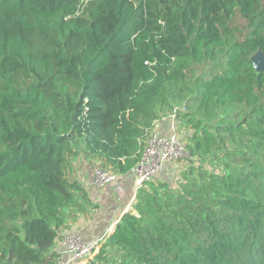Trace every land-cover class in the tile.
I'll list each match as a JSON object with an SVG mask.
<instances>
[{
    "label": "trees",
    "instance_id": "1",
    "mask_svg": "<svg viewBox=\"0 0 264 264\" xmlns=\"http://www.w3.org/2000/svg\"><path fill=\"white\" fill-rule=\"evenodd\" d=\"M258 48L264 0H0V264H57L75 144L128 172L174 103L223 172L145 182L88 264H264Z\"/></svg>",
    "mask_w": 264,
    "mask_h": 264
},
{
    "label": "built area",
    "instance_id": "2",
    "mask_svg": "<svg viewBox=\"0 0 264 264\" xmlns=\"http://www.w3.org/2000/svg\"><path fill=\"white\" fill-rule=\"evenodd\" d=\"M177 109L174 107L171 112L153 121L140 156L131 168L135 190L157 178L166 162L178 161L187 156L186 143L179 132ZM116 178L117 173L114 171L93 164V183L96 187L103 188ZM110 231L111 228H108L99 239L88 243L81 239L77 231L65 233L61 244L67 256L57 264H88Z\"/></svg>",
    "mask_w": 264,
    "mask_h": 264
},
{
    "label": "crops",
    "instance_id": "3",
    "mask_svg": "<svg viewBox=\"0 0 264 264\" xmlns=\"http://www.w3.org/2000/svg\"><path fill=\"white\" fill-rule=\"evenodd\" d=\"M90 160L92 159L79 154L71 156L69 160L71 176L86 191L87 197L85 199L78 197V205L72 207L76 209L77 221L71 223L76 219L68 217L65 225H69V228L64 226L59 230V237L54 246L58 261L65 260L67 256L66 249L61 244V238L65 233L77 231L86 243L91 242L95 239L93 236L96 232L102 231L103 228L108 230L110 226L114 227L121 214L128 210L127 208L135 198L134 175L131 169L128 172L117 171V178L114 181L104 188H98L93 183V164H99V162L94 163ZM161 176L166 177V174L161 171L157 179H162ZM72 208L71 214H74Z\"/></svg>",
    "mask_w": 264,
    "mask_h": 264
},
{
    "label": "rangeland",
    "instance_id": "4",
    "mask_svg": "<svg viewBox=\"0 0 264 264\" xmlns=\"http://www.w3.org/2000/svg\"><path fill=\"white\" fill-rule=\"evenodd\" d=\"M232 26L236 29V37L239 40L244 39L245 38V35H246L247 24H246V21L238 13H236L235 16H234V18L232 19ZM257 52H260L264 56L263 49L258 48L257 50H255L251 54V57L254 56ZM174 106L175 107L181 106L182 108H184L181 103H174L173 104V107ZM177 111H178V109H177ZM184 120L185 119L182 118V117H179L178 118V122H179L178 127H179V132H180L181 136L182 135H185L186 132H191L192 131V129H189V128L186 127V124L184 123ZM145 141H146V139H145ZM75 148L77 150V153L76 154H79L80 156H83V157L86 158V156L84 154V149H83V147H82V145L80 143H76L75 144ZM186 148H187V156L185 157V159L178 160V161H169V162H166L164 164V166H163V169H162V172L164 174H166V177H162L161 176L162 179H160V180L158 179L156 181H158V182H167L172 187H175L176 180L181 177L180 171L183 170V169H185V168L186 169L192 168L193 173H192V175H190L189 178H192L194 180H199V181H203L204 176L199 177L198 176V172H199L198 170L206 169L209 172L211 170L217 169L219 171V173H222L223 172L224 168L222 167V165L209 163L208 162V158L202 157L200 155L199 156L193 155V154L189 153L190 151H189V148L187 147V145H186ZM90 161H93L94 163L95 162H99V165L101 167L106 168V169H110V170L114 171L115 173H117V171H118V170H114V169H112L110 167H105L104 165L102 166L101 160L92 159ZM155 179H157V178H155ZM130 192H132V191H130ZM105 199H106V196H105ZM104 205H109V204L108 203H104ZM71 208L72 207H70L69 209H67L66 218L69 217L70 219H76V215H77L76 212H75L76 209H75V207L72 208L73 211H74V214H71ZM131 208H132V204L127 209L130 210ZM75 221H77V219L74 220V221H72V222L70 221V222L71 223H74ZM64 226L69 228V225H63L62 227H64ZM110 228L112 230L113 226L110 227ZM106 230H107V228H103L102 231L96 232L93 237L95 239H99L106 232ZM112 264H115V263H112Z\"/></svg>",
    "mask_w": 264,
    "mask_h": 264
},
{
    "label": "water",
    "instance_id": "5",
    "mask_svg": "<svg viewBox=\"0 0 264 264\" xmlns=\"http://www.w3.org/2000/svg\"><path fill=\"white\" fill-rule=\"evenodd\" d=\"M251 60L256 71H264V56L260 52L252 56Z\"/></svg>",
    "mask_w": 264,
    "mask_h": 264
}]
</instances>
